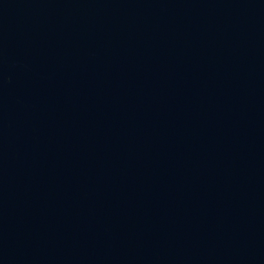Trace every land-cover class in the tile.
<instances>
[{
    "label": "water",
    "instance_id": "95a60500",
    "mask_svg": "<svg viewBox=\"0 0 264 264\" xmlns=\"http://www.w3.org/2000/svg\"><path fill=\"white\" fill-rule=\"evenodd\" d=\"M0 264H264V0H0Z\"/></svg>",
    "mask_w": 264,
    "mask_h": 264
}]
</instances>
